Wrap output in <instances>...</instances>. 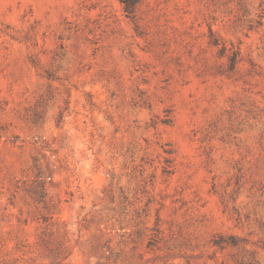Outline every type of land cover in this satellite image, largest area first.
Returning <instances> with one entry per match:
<instances>
[{
    "label": "rangeland",
    "instance_id": "374dc122",
    "mask_svg": "<svg viewBox=\"0 0 264 264\" xmlns=\"http://www.w3.org/2000/svg\"><path fill=\"white\" fill-rule=\"evenodd\" d=\"M0 264H264V0H0Z\"/></svg>",
    "mask_w": 264,
    "mask_h": 264
}]
</instances>
